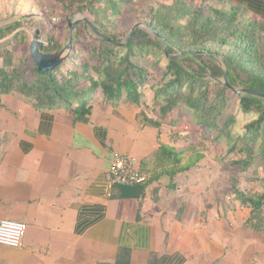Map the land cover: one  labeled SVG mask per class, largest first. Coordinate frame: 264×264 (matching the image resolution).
Wrapping results in <instances>:
<instances>
[{
    "label": "crops",
    "instance_id": "1",
    "mask_svg": "<svg viewBox=\"0 0 264 264\" xmlns=\"http://www.w3.org/2000/svg\"><path fill=\"white\" fill-rule=\"evenodd\" d=\"M29 3L52 0H28L15 14L48 40L56 22ZM1 103L0 221L25 222L27 231L20 248L0 245V264H264V231L248 223L250 209L222 208L218 171L203 160L188 166L186 149L180 170L156 159L162 144L184 150L175 127L99 98L88 121L65 108L37 110L17 94ZM116 153L139 159L147 182L110 188Z\"/></svg>",
    "mask_w": 264,
    "mask_h": 264
},
{
    "label": "trees",
    "instance_id": "2",
    "mask_svg": "<svg viewBox=\"0 0 264 264\" xmlns=\"http://www.w3.org/2000/svg\"><path fill=\"white\" fill-rule=\"evenodd\" d=\"M137 1L70 0L67 9L77 8L93 16V23L81 21L91 32L83 36L79 25H67L73 36L71 53L58 68L46 73L38 70L31 56L21 57L15 65L13 50L6 47L14 37L26 39L24 31L10 37L25 23L0 27V106L2 95L17 94L37 110L65 108L77 119L88 121L92 104L99 98L112 106L124 103L142 108L139 117L155 127L177 126L179 121L171 113L182 107L189 110L193 125L216 130L214 140L228 139L230 150L237 155H253L251 146L259 143L264 169V0H198L195 8L185 0H174L170 6L158 3L135 15L133 29L122 39L121 25L129 18H123L128 14L124 8ZM205 1H215L217 7L206 10ZM244 12L254 17H246ZM47 41L46 52L60 47L54 28ZM163 60L158 84L150 86L159 105L158 117H151L143 103L153 80L150 70ZM232 96L237 97L242 113L254 116L237 139L230 130L236 117L228 113ZM188 135L193 136L182 137L177 132L174 142L181 141L186 147ZM184 151L162 144L155 155L157 160H171L180 170ZM248 156L232 161L237 171L249 165ZM204 158L198 152L188 166ZM262 181L264 185V177ZM238 194L251 209L248 223L264 231V191L247 195L238 190Z\"/></svg>",
    "mask_w": 264,
    "mask_h": 264
},
{
    "label": "rangeland",
    "instance_id": "3",
    "mask_svg": "<svg viewBox=\"0 0 264 264\" xmlns=\"http://www.w3.org/2000/svg\"><path fill=\"white\" fill-rule=\"evenodd\" d=\"M28 0H0V27H6L8 25H11L18 21V16H21L20 12H18V6L21 5V8L27 6ZM68 1L70 0H52V3L48 5L47 3H43V7L39 8L37 5L28 4V7H34L37 11L43 10L41 12V16L43 17H52L53 19H56V25L53 27L50 26L48 28L47 33H51V28H54V35L57 40L60 41V47H65L69 41L71 33L69 32V26L68 25V19L70 18V22L72 23V26L79 25L81 27L83 36L87 33L90 34L91 31L87 32L85 30V26L81 23L84 22L85 19H88V21H91L93 23V16L82 14L81 11L77 12L76 19L73 18V15H68L64 10L68 11L66 9V6L68 5ZM174 0H138L136 4L134 5H127L126 8H124V11H128V14H125L123 16H129V20H124V22L121 25L120 35L121 38L124 39L130 30L133 29V26L135 25V22L133 18L135 19V15L139 16L140 11L142 9H148L150 7L156 6L158 3L165 4V5H172ZM190 5H192L194 8L199 4L198 0H195V2H191V0H185ZM213 7H217V3L215 1H205L204 8L206 10L212 9ZM17 8V9H16ZM69 12V11H68ZM81 13V14H80ZM17 14V15H15ZM244 15L246 17H254L252 13L250 12H244ZM23 16V15H22ZM69 16V17H68ZM88 17V18H87ZM22 21V20H21ZM54 21V20H53ZM23 22V21H22ZM90 22V23H91ZM28 25V24H27ZM91 27V25H90ZM29 27L24 26L21 27L15 31H12L10 37H13L15 34H17L18 31H21L25 33L26 39L20 40L18 38H13L9 43L11 45L6 46L8 49L13 50L14 52V59L16 61L15 65H19L18 61L21 57H28L30 56L29 51V39L34 35V30L29 32ZM57 30V33H56ZM59 30H62L61 32ZM28 31L29 33H27ZM88 35V34H87ZM8 37V36H7ZM8 39L2 41L8 42ZM85 42L87 41L86 38L83 39ZM1 44V42H0ZM32 60V59H31ZM3 58L0 57V67L2 66ZM91 61V59L89 60ZM30 65L32 66L31 62ZM29 65V67H30ZM165 67V60L156 68L151 69L150 74L153 76V80L150 83V85L147 86L146 89V98L144 99V110H146L151 117H158L157 110L159 109L158 101L156 102L155 99H153V95L155 90L151 89L150 86L157 85L158 80L162 75L163 69ZM13 67L8 68L9 70H12ZM28 69V67H26ZM25 68V69H26ZM24 69V68H23ZM233 100L231 102V105L229 107L228 113L233 114L236 117V123L232 126L231 135L233 138L237 139V136H242L245 134L246 131V125L250 123L253 119L252 115L250 114H244L240 111L237 97L232 96ZM171 116L173 120L179 121V124L175 126L173 129L176 131V133H181V136L184 137L187 134L189 138V143L186 145V147L180 148V146L185 145V143L179 142L178 144H175L178 146L179 149H186L188 150L187 156L189 158H194L196 153H202L205 155V158L203 159L202 163L205 165H208V167L212 168V170H216L220 173L218 176V180L214 178L212 182H216L220 186H222V183L225 184L226 187V196L225 200L222 203V208L226 209H235L237 208L241 210L248 211L250 207H248L246 204L241 202L239 199L238 190L246 193L247 195H253V194H260L264 191V185H263V177H264V169L262 165V158L261 154L259 153V143H256L255 145L251 146V149L253 150V155L246 154L249 160V165L244 168V170L237 171L236 166L232 164V161H235L237 159L246 158L245 154H239L237 155L236 151H231L230 148L232 147V144L228 143V139L222 138L219 141H215L216 137V130L206 129L203 127H197L193 125V119L192 116L186 108L177 107L175 108ZM223 122V121H221ZM181 123V124H180ZM169 126V125H168ZM192 131L189 132L191 130ZM234 139V141H236ZM234 141H232L234 143ZM193 142V144H192ZM240 142L244 143L242 140ZM219 181V182H218ZM251 210V209H250Z\"/></svg>",
    "mask_w": 264,
    "mask_h": 264
},
{
    "label": "built area",
    "instance_id": "4",
    "mask_svg": "<svg viewBox=\"0 0 264 264\" xmlns=\"http://www.w3.org/2000/svg\"><path fill=\"white\" fill-rule=\"evenodd\" d=\"M56 21V19H53ZM45 45L48 44L44 40ZM106 180L110 188L114 186L134 187L147 182L141 170L140 161L136 157L114 154L113 161L106 172ZM27 224L21 221L3 219L0 221V245L20 248L26 235Z\"/></svg>",
    "mask_w": 264,
    "mask_h": 264
},
{
    "label": "water",
    "instance_id": "5",
    "mask_svg": "<svg viewBox=\"0 0 264 264\" xmlns=\"http://www.w3.org/2000/svg\"><path fill=\"white\" fill-rule=\"evenodd\" d=\"M72 23L69 21V25ZM41 30L37 29L30 40L29 51L33 62L40 72H50L58 68L69 57L73 48L72 32L65 47H59L55 52H46L45 42L41 39Z\"/></svg>",
    "mask_w": 264,
    "mask_h": 264
},
{
    "label": "clouds",
    "instance_id": "6",
    "mask_svg": "<svg viewBox=\"0 0 264 264\" xmlns=\"http://www.w3.org/2000/svg\"><path fill=\"white\" fill-rule=\"evenodd\" d=\"M44 41V40H43Z\"/></svg>",
    "mask_w": 264,
    "mask_h": 264
}]
</instances>
